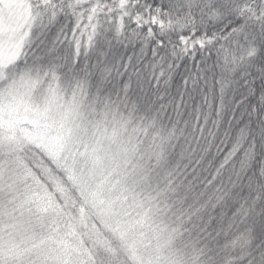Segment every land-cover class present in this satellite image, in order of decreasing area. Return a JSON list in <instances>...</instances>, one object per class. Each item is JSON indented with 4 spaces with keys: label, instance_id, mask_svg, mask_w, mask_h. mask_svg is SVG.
Instances as JSON below:
<instances>
[{
    "label": "snow or ice",
    "instance_id": "1",
    "mask_svg": "<svg viewBox=\"0 0 264 264\" xmlns=\"http://www.w3.org/2000/svg\"><path fill=\"white\" fill-rule=\"evenodd\" d=\"M50 4L36 39L47 58L172 129L173 175L209 264H264V0Z\"/></svg>",
    "mask_w": 264,
    "mask_h": 264
},
{
    "label": "trees",
    "instance_id": "2",
    "mask_svg": "<svg viewBox=\"0 0 264 264\" xmlns=\"http://www.w3.org/2000/svg\"><path fill=\"white\" fill-rule=\"evenodd\" d=\"M21 1V8L15 7L16 11L9 6L4 8L6 20L19 18L18 11H24L27 27L0 31V80L24 77L37 85L36 95L49 81L52 87L61 88L59 96L67 97L80 114L79 124L84 129H76L74 135L85 134L84 148L81 149L84 158L77 163L88 169L84 170L85 179L75 183L68 176L69 171L57 167L35 147L26 148L15 156L12 162H16V167L13 170L21 169L18 173H23L25 178L20 183L23 193L15 201L16 208L28 212L29 204L22 207L25 197L34 196L42 187H47L49 194L55 197L56 206L62 207L64 212H38V215L46 216L41 217L46 226L41 224V227L33 229L29 228L30 215H23L22 229L16 223L22 212L3 210L9 197L0 195V264H59L54 259L59 251L48 241L62 217L71 222L65 232L76 231L79 234V242L70 249L72 257L74 252L79 253V257L83 253L89 257L90 264H134L124 239L118 236L121 227L130 231L126 233L130 241L141 240L146 247L156 248L161 264H209L208 249L191 231L188 209L179 195L173 175L174 138L170 126L143 110L135 101L114 91L97 88L85 76L67 68L63 61L48 59L36 39L42 26L49 22L45 13L54 5L50 0ZM232 2L239 6L254 0ZM252 15L255 16L254 11ZM89 107L97 112V116L89 113ZM86 116L87 120L83 119ZM115 128L119 131L113 138L111 132ZM111 149L116 160L110 178L113 181L118 178L122 183L119 190L111 192L121 193L127 199L132 197L139 212H129L118 221L107 222L103 214L85 211L82 185L91 188L97 183L95 172L103 159L110 156ZM5 161L8 160H1L0 167ZM105 166L107 168L108 164ZM31 233L32 236L27 237ZM150 264L157 263L152 261Z\"/></svg>",
    "mask_w": 264,
    "mask_h": 264
},
{
    "label": "rangeland",
    "instance_id": "3",
    "mask_svg": "<svg viewBox=\"0 0 264 264\" xmlns=\"http://www.w3.org/2000/svg\"><path fill=\"white\" fill-rule=\"evenodd\" d=\"M21 3V0H0L1 33L4 29L9 31L14 29L16 31V28L27 27V16H25L24 11L19 10L20 17L13 20H6L5 14L3 16L5 6L14 8L16 11ZM36 86L35 83L24 77L14 80H0V163L1 160H8L3 162L2 167H0V181L2 179L0 195L3 194L9 197L5 206L2 204L4 206L2 207L3 210L12 209L15 211L20 209L16 208L15 201H18L23 193L21 191L23 186L20 183H23L25 178L22 177L23 173H18L21 169L19 171L13 170L16 167V162L12 161L17 154L26 148L35 147L39 149L57 167L63 171H69L68 176L73 178L75 183L85 179L84 170L88 169V167L85 169L80 162L77 163V161L84 158L82 155L84 152L81 149L84 148L82 141L85 137L83 133H78L82 136L81 138L78 134L74 135L76 129H84L79 124L80 114L78 110L71 102H68L67 97L61 98L59 96L61 88L52 87L50 81L38 95L35 94L37 91ZM87 110L90 111V114L97 116V112L90 107ZM83 119L87 120V116ZM115 126L117 127V125ZM118 131L115 128V131L111 132V136L115 138ZM110 152V156L103 159L95 172L97 183L94 184L93 180L92 189L82 185L83 194H85V211L101 213L107 222H111V220L118 221L119 217H125L129 212L131 214L139 212L132 197L127 199L121 196V193L116 195L111 192L119 190L122 183L118 181V178L116 181L110 178L116 160L112 149ZM106 164H108L107 168ZM111 181L113 183H109ZM25 204H29V211L27 212L26 209L25 211L19 210L22 212V216L19 219L17 218L18 221L16 222L22 229L23 215H30L31 224L29 228L33 229L41 227V224L46 226V223L41 221V217L46 216L44 214L38 215V212H64L62 207L56 206L55 197L49 194L47 187H42L34 196L25 197L22 207ZM2 213L6 215L7 212ZM70 223L69 219L62 217L61 223L54 227L57 232L54 231L55 233L50 235L48 244L50 243V246L57 248L59 251L54 259L59 264H90L89 257L83 253L79 257V253L74 252L75 255L72 257L70 249L72 245L79 242V234L76 231L65 232L71 226ZM121 230L118 229L120 233L118 236L124 239L123 243L127 246L126 250L132 254L134 264H150L152 261L161 264L159 263L161 261L158 257L159 254L155 252L156 248L146 247L141 240L137 242L130 241L131 239L127 235L130 231L124 227H121ZM31 236L32 233L27 237L30 238ZM75 248L78 250L77 247ZM128 255L130 257V254Z\"/></svg>",
    "mask_w": 264,
    "mask_h": 264
}]
</instances>
